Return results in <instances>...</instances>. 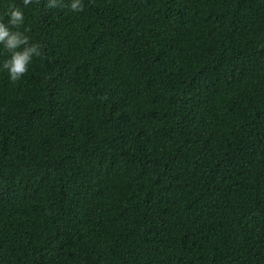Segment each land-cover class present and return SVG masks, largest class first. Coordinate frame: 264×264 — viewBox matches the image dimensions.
Masks as SVG:
<instances>
[{
	"label": "trees",
	"instance_id": "1",
	"mask_svg": "<svg viewBox=\"0 0 264 264\" xmlns=\"http://www.w3.org/2000/svg\"><path fill=\"white\" fill-rule=\"evenodd\" d=\"M10 3L0 264H264V0Z\"/></svg>",
	"mask_w": 264,
	"mask_h": 264
},
{
	"label": "clouds",
	"instance_id": "2",
	"mask_svg": "<svg viewBox=\"0 0 264 264\" xmlns=\"http://www.w3.org/2000/svg\"><path fill=\"white\" fill-rule=\"evenodd\" d=\"M32 0H22L23 7H27ZM48 8L64 6L63 0H47ZM67 7L72 12L83 11V0H68ZM6 20L0 19V53L7 52L8 55L0 59V72H6L10 82L22 79L28 71L34 58L42 55L41 45L31 42L27 34L29 28L24 26L25 14L22 7L10 3L4 12Z\"/></svg>",
	"mask_w": 264,
	"mask_h": 264
}]
</instances>
